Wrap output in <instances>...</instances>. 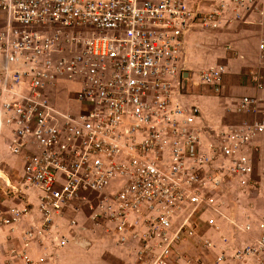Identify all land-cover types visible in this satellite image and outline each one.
<instances>
[{"label":"built area","instance_id":"obj_1","mask_svg":"<svg viewBox=\"0 0 264 264\" xmlns=\"http://www.w3.org/2000/svg\"><path fill=\"white\" fill-rule=\"evenodd\" d=\"M196 1L0 0V142L22 163L16 185L2 178L21 196L2 225L13 231L29 221L15 264H55L50 252L33 259L32 241L77 243L79 217L141 264H178L184 244L216 248L205 228L219 232L214 215L229 179L251 174L245 149L264 133V115L255 117L257 96H241L230 110L250 118L206 127L185 94L220 95L228 70L185 71L184 37L249 16L263 23L264 0L209 1L205 13ZM257 49L264 69V39ZM252 79L264 90L258 71ZM60 82L79 85L74 114L51 101ZM219 249L215 264H264V231Z\"/></svg>","mask_w":264,"mask_h":264},{"label":"crops","instance_id":"obj_2","mask_svg":"<svg viewBox=\"0 0 264 264\" xmlns=\"http://www.w3.org/2000/svg\"><path fill=\"white\" fill-rule=\"evenodd\" d=\"M196 5L200 11L201 9L204 12L209 10L203 6V3L200 4L199 0L196 1ZM244 20V23H229L221 29L217 28L219 30L207 35L206 39L204 32L197 29L190 30L184 37L182 61L185 71L197 72L214 65H223L228 70L223 77V92L220 95H214L205 88L189 87L196 92L190 94L187 89L184 97L186 101L199 106L201 119L209 129L231 125L250 118L245 114L236 115L230 110L232 104L241 96H257L260 101V114L257 115H264V90L257 89L252 79L253 72L261 73L257 64V46L264 39V22L260 23L255 16L245 17ZM222 45L223 52L215 54V48ZM209 50L211 51L208 52ZM205 51L208 54H205ZM240 56L243 58L240 59ZM216 58L224 61L218 62ZM207 138H209L208 135ZM3 144L0 142V159L5 161L9 155ZM245 156L249 157L251 161L252 172L245 177H235L231 181L229 179L228 184L224 187L221 193L223 204L219 208L220 214L214 215L216 223L220 226L219 232H215L209 227L205 228L203 236L213 240L216 248L208 251L209 256L204 257L201 251L181 245L178 249L183 254H181L182 259L178 264L192 262L215 264V257L221 250L220 246L226 244L229 247L240 248L249 245L264 231V133L252 139L245 149ZM9 157L10 162L18 160V158ZM0 174L7 179L5 174L1 172ZM86 223L88 225L90 223L91 227L84 226ZM245 226H249L250 230L244 231ZM17 227L11 232V235H15ZM5 229L6 233L10 231L9 227H5ZM77 232L76 240L78 242L61 248L58 255L59 264H141L134 251L131 254H128L127 251L121 253L119 249H129V247L127 245L115 246L112 238L94 226L90 219L79 217ZM220 237H223L225 241H221ZM84 241H88L89 244L82 245ZM17 244L12 248L8 244L5 249H20L21 242L19 241ZM45 244H40L38 248L42 251L40 255L34 254L38 251L29 249L33 259L41 256L42 253L50 252ZM225 252L232 253L231 249Z\"/></svg>","mask_w":264,"mask_h":264},{"label":"rangeland","instance_id":"obj_3","mask_svg":"<svg viewBox=\"0 0 264 264\" xmlns=\"http://www.w3.org/2000/svg\"><path fill=\"white\" fill-rule=\"evenodd\" d=\"M209 1H212V0H208L207 2L203 3L204 4L203 6H206L207 9H209V3H214L216 1L218 2V0H213V2H209ZM200 4H202V2H200ZM201 12L205 13L202 9H201ZM229 23L240 24V23H242V20L237 19V20H233L231 22H225V23L223 22V26L229 25ZM223 26H221L220 29ZM193 29L201 30L202 32H204V35H206L205 39H206L207 35L212 34L216 30H219L217 28L216 29H209V28H204V27H195V28H192L191 31ZM222 47H223V45L221 47L215 48V51H216L215 54L216 53L218 54L219 52L222 53L223 52ZM210 51L211 50H209L208 52H210ZM205 54H208V53L205 51ZM220 55L222 56V54H220ZM216 60L218 62L224 61L223 59H219V58L218 59L216 58ZM260 74H261V76L264 77V69H261ZM78 86L79 85L76 82H60L55 87H53V89L50 92L51 101L53 102V104L56 107L60 108V110H62L64 112H70L73 114L76 113V111L79 108V105L77 103H75L72 100V98L74 97V95L78 89ZM195 92H196V90L192 91V89L188 88V93L191 94V93H195ZM255 117L259 118L260 115H256ZM9 158L10 157L8 156L7 159L5 161H3L2 164L0 165V172L5 174L7 176V178H9L10 182L13 185H16L17 181L21 175L22 163L19 159L14 160V162H10ZM232 179H234V178H230V181ZM5 189L6 188L4 186V181L2 178H0V264H15L14 263L15 260L17 261V250L20 251V249H10V248H12V246L16 247L18 245L17 243H19V241H20L21 232H22V230L28 228L29 223L25 222V221H23V222L21 221V223L19 224L20 226L17 229L15 235H11V232H13L11 230L7 233L5 232V230H6L5 226L2 225V213L6 208L17 204L19 202V199H21L20 194H16L15 192H12V191L10 192L9 190H5ZM5 191L8 192V194H5ZM84 226H86L87 228H90L91 224L89 223V225H88L86 223ZM202 238L208 239L204 236ZM41 240H42V238L41 239L36 238V240H33L32 241L33 243H31V246H30V247H32L31 249H33V251H38V252L34 253L35 255H40L42 252L41 249H38L40 244L44 245L43 244L44 242ZM8 244L10 245V248L5 249V247H7ZM46 246H48V248H49L48 250H50V253H49V251H47V253H49V255L51 257H53V259L51 260V263L55 262V264H56V259H57V262H58L57 264H59L60 258L58 257V255H59L61 249H59L55 246H52V245L49 246L48 244H46ZM189 246L187 245L188 248H189ZM119 250L121 251V253H124V251H127L128 254L132 253V249H119ZM198 250L201 251L200 249H198ZM201 252L203 253L204 257L209 256V252H207L205 250H202ZM178 253L180 255L183 254L182 252H180V249H178ZM187 255H188V253H187ZM191 255H192V253H191ZM189 257H191V256H189ZM190 264H197V263L192 262Z\"/></svg>","mask_w":264,"mask_h":264},{"label":"bare ground","instance_id":"obj_4","mask_svg":"<svg viewBox=\"0 0 264 264\" xmlns=\"http://www.w3.org/2000/svg\"><path fill=\"white\" fill-rule=\"evenodd\" d=\"M0 178H4L6 181H8V180L5 178V176H3V175H1V174H0Z\"/></svg>","mask_w":264,"mask_h":264}]
</instances>
